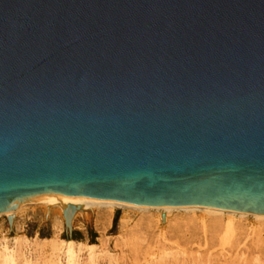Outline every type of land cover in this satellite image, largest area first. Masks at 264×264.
<instances>
[{
  "label": "water",
  "instance_id": "1",
  "mask_svg": "<svg viewBox=\"0 0 264 264\" xmlns=\"http://www.w3.org/2000/svg\"><path fill=\"white\" fill-rule=\"evenodd\" d=\"M42 197L264 215V0H0V212Z\"/></svg>",
  "mask_w": 264,
  "mask_h": 264
},
{
  "label": "rangeland",
  "instance_id": "2",
  "mask_svg": "<svg viewBox=\"0 0 264 264\" xmlns=\"http://www.w3.org/2000/svg\"><path fill=\"white\" fill-rule=\"evenodd\" d=\"M128 208L98 207L92 218L78 213L70 232L60 208L48 212L45 204L28 203L12 225L7 215H0V244L16 250V264H71L61 250L63 240L98 246L95 257L90 259L84 247L72 264H264V220L253 215L232 219L227 213L173 210L167 216L160 210Z\"/></svg>",
  "mask_w": 264,
  "mask_h": 264
},
{
  "label": "bare ground",
  "instance_id": "3",
  "mask_svg": "<svg viewBox=\"0 0 264 264\" xmlns=\"http://www.w3.org/2000/svg\"><path fill=\"white\" fill-rule=\"evenodd\" d=\"M28 203H34V204H45L46 208L48 210V212H50L51 208L53 207H58L60 208V210L58 211L59 215L61 216L62 220L65 221V226H66V218L64 215V211L66 208H68V206L70 205H74L76 207V211L72 217V224H73V219L75 217L76 214L78 213H82L84 216L86 217H91L95 211H97L96 209L98 207H111V208H121V207H129V208H134V209H142L143 210H148V209H155V210H160L163 212L167 213V216H169L168 212H171L173 210H184L187 212H196V211H201L202 213L206 214H218V213H227L228 216L230 218H232L235 215H253L256 218L260 219V220H264V215L261 214H253V213H244V212H236V211H225V210H218V209H212V208H205V207H178V208H174V207H154V206H147V205H139V204H134V203H129V202H123V201H113V200H102V199H94V198H73V197H68V198H62V197H42V198H35L34 200H30L27 202H24L20 205H16L11 207L8 210L2 211L0 212V215H7L8 217L13 216L14 219L16 218L18 212ZM104 208V207H103ZM102 208V209H103ZM128 208V209H129ZM101 209V208H100ZM105 209V208H104ZM126 209V208H125ZM127 210V209H126ZM108 211V210H107ZM139 211V210H137ZM106 212V211H105ZM110 212V211H109ZM102 213V212H101ZM158 214V212H156ZM160 214V213H159ZM107 215V214H106ZM143 215V214H142ZM147 215V214H146ZM161 215V214H160ZM48 216V215H47ZM155 216V215H154ZM158 216V215H157ZM155 216V217H157ZM209 217V216H208ZM252 217V216H251ZM92 218V217H91ZM128 218V217H127ZM126 218V219H127ZM161 218V217H160ZM202 218V217H201ZM206 218V216H205ZM88 219V218H87ZM90 219V218H89ZM130 219V218H129ZM159 219V218H157ZM166 219V214H163V220L165 221ZM207 219V218H206ZM233 219V218H232ZM257 219V220H258ZM128 220V219H127ZM204 221V218H203ZM229 221V220H226ZM161 222V221H160ZM231 225H232V221L230 220ZM227 222V223H230ZM159 223V221H158ZM228 227H232L229 226V224H227ZM73 227V226H72ZM233 229V227H232ZM232 232V231H231ZM229 233V231H228ZM225 236V235H224ZM19 237V236H18ZM18 237H16V239L18 240ZM15 238V237H14ZM22 238V237H21ZM24 238V237H23ZM4 239V238H3ZM6 239V238H5ZM15 239V242L17 241ZM231 239V238H230ZM55 240V239H54ZM5 241V240H4ZM7 241V240H6ZM21 241V240H20ZM229 241V239H228ZM56 242V241H55ZM55 242L53 244H55ZM5 243V242H4ZM63 244H60V246L64 245L65 247H60L61 250L64 248L65 251V255H67L69 262H74L76 260V258H78L79 256H81V253L86 250L85 248H87L89 255L88 257L90 259H92L93 257H95V253H96V248L98 247L96 244H84L82 242H76L75 240H63L62 241ZM206 243V242H205ZM28 244V243H27ZM15 245V244H14ZM56 245V244H55ZM59 245V244H58ZM29 246V245H28ZM56 247V246H55ZM59 247H56V249L58 248V251L60 250ZM85 247V248H84ZM15 249H10L7 245L5 244H0V260L4 262V264H16L17 263V258H16V253H15ZM170 251V250H169ZM63 252V250H62ZM166 253V251H164ZM168 252V251H167ZM86 253V252H85ZM181 253V252H180ZM171 255H173V253L170 252ZM169 254V255H170ZM179 254V253H178ZM198 254V253H197ZM99 255V254H98ZM170 255V256H171ZM177 256V254H176ZM243 256V255H242ZM18 257V256H17ZM168 257V256H166ZM175 257V255H174ZM97 258V257H96ZM201 258V257H200ZM95 259V258H94ZM93 259V260H94ZM96 260V259H95ZM60 261V259H59ZM174 261V260H172ZM184 261V260H183ZM195 261V260H194ZM200 261V260H199ZM233 261V260H232ZM243 261V260H242ZM67 262V263H69ZM170 262V261H169ZM196 262V261H195ZM202 262V261H201ZM246 262V261H245ZM2 263V262H1ZM176 263V262H175ZM241 263V262H240ZM153 264V263H151Z\"/></svg>",
  "mask_w": 264,
  "mask_h": 264
}]
</instances>
